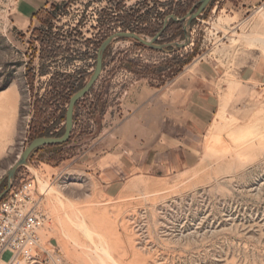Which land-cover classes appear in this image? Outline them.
<instances>
[{
  "label": "rangeland",
  "instance_id": "1",
  "mask_svg": "<svg viewBox=\"0 0 264 264\" xmlns=\"http://www.w3.org/2000/svg\"><path fill=\"white\" fill-rule=\"evenodd\" d=\"M119 1L0 0V195L35 180L48 220L40 236L58 264H264V82L239 79L244 71L264 75V45L241 38L264 35V0H214L191 23L189 45L182 49L174 45L185 41L184 23L172 20L155 43L171 45L164 50L114 41L104 54L102 78L75 106L68 142L32 152L7 178L37 138L34 131L49 129L54 138L64 133L67 104L62 98L48 103L53 85L68 84L57 76L79 73L83 87L97 44L117 32L150 40L167 17H185L200 0ZM24 3L40 6L28 26L17 11ZM52 4L63 6L54 32L68 37L78 28L94 42L87 45L73 33L59 39L61 52L67 46L72 52L49 61L40 59L35 32ZM101 11L110 15L102 22L114 29L97 38ZM199 67L216 70L220 105L198 141L196 165L131 180L119 196L109 197L95 182L93 167L84 165L80 134L92 130L94 118L97 130L100 116L128 85L164 86Z\"/></svg>",
  "mask_w": 264,
  "mask_h": 264
},
{
  "label": "crops",
  "instance_id": "2",
  "mask_svg": "<svg viewBox=\"0 0 264 264\" xmlns=\"http://www.w3.org/2000/svg\"><path fill=\"white\" fill-rule=\"evenodd\" d=\"M40 6H18L19 18L30 24ZM103 71L99 80L102 78ZM216 70L199 67L186 78L152 87L135 82L124 88L116 104L100 116L96 130L80 134L85 166L111 198L134 179L159 172L192 169L197 163L198 141L209 129L219 109ZM241 82H264V75L244 71ZM262 85V83H260Z\"/></svg>",
  "mask_w": 264,
  "mask_h": 264
},
{
  "label": "built area",
  "instance_id": "3",
  "mask_svg": "<svg viewBox=\"0 0 264 264\" xmlns=\"http://www.w3.org/2000/svg\"><path fill=\"white\" fill-rule=\"evenodd\" d=\"M41 199L36 196V182L22 181L0 201V262L2 264L60 263L55 253L46 249L40 232L47 218L40 211Z\"/></svg>",
  "mask_w": 264,
  "mask_h": 264
},
{
  "label": "water",
  "instance_id": "4",
  "mask_svg": "<svg viewBox=\"0 0 264 264\" xmlns=\"http://www.w3.org/2000/svg\"><path fill=\"white\" fill-rule=\"evenodd\" d=\"M214 0H200L198 2V5L194 7L187 15L181 19H178L175 16H169L165 19V24L163 29L156 34L152 39L145 40L140 35L133 33V32H117L112 35H110L108 38H106L98 47L96 52V60H95V66L93 69V72L87 81V83L75 94H73L66 107L65 112V125H64V133L59 138H53V137H41L36 138L32 140L29 145L23 150V152L20 154L17 161L13 164V166L9 169L7 173V178L11 180L15 174V172L20 168L21 166L25 165L26 161L28 160L30 154L34 152L35 150L46 147V146H54V145H63L68 142L72 130H73V116H74V109L75 106L79 101H81L86 95L90 93V91L93 89L97 81L99 80L101 73L103 71V59L104 54L107 50V48L116 40H133L145 47L156 49V50H164L167 47H171V45H156V41L161 36L162 32L165 30L166 24L169 20H172L176 23H184V43L182 44H175L174 47L178 49L185 48L189 45L190 36H189V27L193 21L198 19L199 16L203 13V11L209 6L210 3H212ZM8 192L5 191L2 195H0V200L3 198V196Z\"/></svg>",
  "mask_w": 264,
  "mask_h": 264
},
{
  "label": "trees",
  "instance_id": "5",
  "mask_svg": "<svg viewBox=\"0 0 264 264\" xmlns=\"http://www.w3.org/2000/svg\"><path fill=\"white\" fill-rule=\"evenodd\" d=\"M122 2L123 0L119 1V3H122ZM62 7H63L62 5L52 4L50 11L45 12V17L40 20V27L35 32L37 42L40 43L41 48H42L40 59H44L45 57V58H48L49 61H54L60 55V53L64 54L66 52L67 53L72 52L69 49V46L66 47L65 51L63 50V52H61V49L59 47V39L65 41L67 38H73L74 36H76V38L83 40L84 43L87 45L92 44V42H94L90 39H84L83 34L80 31H78V28L72 29L71 32L68 34V37H66L64 34L60 35L59 31L54 32L55 30L54 22L58 19V14H59L60 8ZM119 8L120 6L116 5L114 10L119 11ZM100 16H101V19L99 20V26L96 27V30H97L96 37L97 38H102L105 34H107L109 31L114 29V27H108L102 22V19H106L110 16L107 11H101ZM181 24L182 23L171 22V25H175V26L181 27ZM121 26H122L121 28L124 30L132 29V24L130 23H122ZM143 32H145V30H140L138 33H143ZM153 32H155V30L149 33L153 34ZM165 32H166V29L162 32V34H164ZM73 33H74V36H73ZM97 45L95 48L96 50H97ZM43 75H44V72L39 71V76L42 77ZM79 75L80 74L78 73L76 76H73V75L57 76L58 78L64 77L68 84L66 85L64 84V86L58 85V83L53 85L52 91L48 93L50 96L48 103L50 104L57 103L58 100L62 98L65 104H67L70 97L82 88L83 79L76 78ZM80 78H82V76H80ZM30 81H33V80L30 79ZM59 87H61L60 91H59ZM86 96L84 98H86ZM33 134L37 136V138L53 137L52 135L51 136L49 135L50 134L49 129H39V130L34 131ZM54 146H59V145H54ZM46 147H53V146H46Z\"/></svg>",
  "mask_w": 264,
  "mask_h": 264
},
{
  "label": "bare ground",
  "instance_id": "6",
  "mask_svg": "<svg viewBox=\"0 0 264 264\" xmlns=\"http://www.w3.org/2000/svg\"><path fill=\"white\" fill-rule=\"evenodd\" d=\"M243 40H249L251 42H258L264 45V35L261 34H245L241 36Z\"/></svg>",
  "mask_w": 264,
  "mask_h": 264
}]
</instances>
